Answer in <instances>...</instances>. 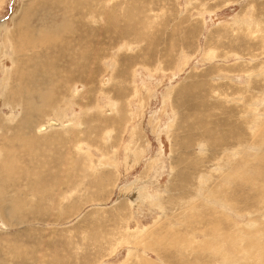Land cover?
Here are the masks:
<instances>
[{
    "label": "rangeland",
    "instance_id": "1",
    "mask_svg": "<svg viewBox=\"0 0 264 264\" xmlns=\"http://www.w3.org/2000/svg\"><path fill=\"white\" fill-rule=\"evenodd\" d=\"M0 264H264V0H0Z\"/></svg>",
    "mask_w": 264,
    "mask_h": 264
},
{
    "label": "bare ground",
    "instance_id": "2",
    "mask_svg": "<svg viewBox=\"0 0 264 264\" xmlns=\"http://www.w3.org/2000/svg\"><path fill=\"white\" fill-rule=\"evenodd\" d=\"M23 18V17H22ZM24 21H26V17L23 19ZM22 27V26H21ZM64 30H60L59 32L60 33H62ZM74 33V32H73ZM22 38H23V40H22V42H23V44L25 45V43H24V39L26 38V39H28V35H27V33L26 32H22ZM44 36H42V37H40L39 38V41H41V42H49V40L51 39V35L49 34V33H44L43 34ZM25 37V38H24ZM78 37H80L81 39H83L82 37L83 36H81L80 34H78ZM85 41H86V43H83V42H81V40L78 42V44L77 45H80V46H82V47H88L87 45V37H86V39H85ZM28 42V41H27ZM34 42V39H32V40H30V42H29V45L31 44V43H33ZM44 44H46V43H44ZM43 44V45H44ZM86 44V45H85ZM89 44L91 45V43L89 42ZM40 45V44H39ZM76 45V46H77ZM79 66H80V64L78 65V68H79ZM112 86V85H111ZM22 87V88H21ZM20 87V89L21 90H24L23 89V85ZM122 95V94H121ZM112 106V105H111ZM42 107V103H41V105L40 106H38L37 107V105H35V104H33V103H31V104H29V108H30V115H32L34 112H36V110L38 111L40 108ZM66 108V107H65ZM112 108V107H111ZM120 110H122V109H120ZM119 110V111H120ZM123 111V110H122ZM59 114V113H58ZM139 116V115H138ZM56 117V116H55ZM61 119V118H60ZM62 120V119H61ZM55 122H57V121H54V120H51V121H49L48 123H46V124H44V125H39V128H38V131H40L41 130V128L44 126V128H45V126H47V124H48V126L47 127H50V125H56V123ZM31 123H33V121L30 119V116H29V118L26 120V121H24V124H25V126L26 127H29V126H32V127H34V125H32ZM72 123V122H71ZM69 124V123H68ZM77 125V124H76ZM30 128V127H29ZM47 129V128H46ZM60 129V128H59ZM43 130V129H42ZM45 130V129H44ZM46 131V130H45ZM44 133V132H43ZM9 145V144H8ZM7 145V146H8ZM128 147V146H127ZM131 148V147H130ZM7 149V148H6ZM5 149V150H6ZM94 149V148H93ZM87 151V150H86ZM127 152V151H126ZM9 154V153H8ZM130 155V154H129ZM9 156H11V155H9ZM15 157V156H14ZM16 158V157H15ZM8 159V158H7ZM17 160V159H16ZM10 164H12V163H10ZM15 165V164H14ZM13 165V166H14ZM11 169H12V167H10ZM101 183V182H100ZM102 184V183H101ZM225 210H230V209H225ZM224 214H225V212H224ZM233 219V218H232ZM234 221V220H233ZM236 221V220H235ZM238 221V220H237ZM238 223L239 222H237V223H235L236 224V226L237 227H239V225H238ZM234 228H236L235 226H234ZM192 233H195V231H193V232H191V234ZM200 234H202V233H200ZM196 236H198L199 234H195ZM203 235L205 236L206 234L203 232ZM207 236V235H206ZM215 236H217V237H220V235H218V234H216ZM229 236V235H228ZM204 240H207V237H205V238H203ZM229 241L230 242H228V244H232L233 246H237V241H235V242H232V239H229Z\"/></svg>",
    "mask_w": 264,
    "mask_h": 264
}]
</instances>
